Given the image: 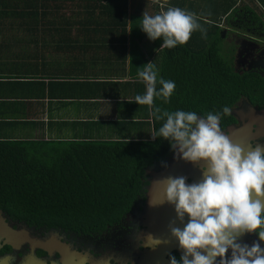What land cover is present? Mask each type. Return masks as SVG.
I'll return each mask as SVG.
<instances>
[{"label":"trees","instance_id":"trees-1","mask_svg":"<svg viewBox=\"0 0 264 264\" xmlns=\"http://www.w3.org/2000/svg\"><path fill=\"white\" fill-rule=\"evenodd\" d=\"M151 1L156 12L163 3V11L174 6L194 13L206 35L197 30L185 45L161 48L162 39L150 41L140 29L142 15L135 11L139 0H0V40L40 46L52 39L54 50H60L68 47L70 26H84L89 37L100 35L126 52L130 44L128 55L137 69L136 94L142 95L145 84L138 71L150 60L140 44L148 39L156 51L151 62L158 78L176 85L167 102L157 97L154 106L199 117L222 113L225 106L232 109L246 77L232 68L224 32L229 27L246 32L248 26H264V0ZM253 5L263 12L257 13ZM98 43L96 39L85 48L102 46ZM141 106L144 122L136 126L146 128V135L134 141L0 143V211L30 225L75 230L106 227L123 215L128 209L123 203L142 194L145 169L167 160L173 151L169 141L152 137L164 121L155 120L149 106ZM227 120L230 115H221L220 121Z\"/></svg>","mask_w":264,"mask_h":264},{"label":"clouds","instance_id":"clouds-1","mask_svg":"<svg viewBox=\"0 0 264 264\" xmlns=\"http://www.w3.org/2000/svg\"><path fill=\"white\" fill-rule=\"evenodd\" d=\"M140 20V29L148 39H162L164 49L185 45L197 30L206 35L196 15L179 7L169 6L155 15L143 13ZM126 58L131 63L132 58ZM141 67L138 77L145 84V92L136 95L134 103L149 106L155 120L164 121L153 139L169 141L185 161L204 162L199 183L189 185L185 177L172 176L156 181L163 186L159 205H174L176 219L169 223L170 235L183 252L179 260L168 255V264H264V147L249 145L246 149L222 131L221 115L232 113L227 106L222 113L209 112L206 117L154 106L157 97L167 102L176 85L158 78L153 62ZM159 205L150 200V206ZM185 216L186 226L176 227ZM246 233H256L259 242L251 246L238 243ZM145 239L153 250L161 243L150 233ZM229 250L231 256L226 257Z\"/></svg>","mask_w":264,"mask_h":264},{"label":"crops","instance_id":"crops-1","mask_svg":"<svg viewBox=\"0 0 264 264\" xmlns=\"http://www.w3.org/2000/svg\"><path fill=\"white\" fill-rule=\"evenodd\" d=\"M135 11L158 13L151 0H139ZM69 31L63 50H54L52 39L40 46L0 40V143L119 142L146 135L136 126L144 122L145 108L134 103L137 69L126 58L130 44L126 52L100 35L89 37L84 26ZM91 39L102 46L86 50ZM140 46L151 62L153 44L144 39Z\"/></svg>","mask_w":264,"mask_h":264},{"label":"flooded vegetation","instance_id":"flooded-vegetation-1","mask_svg":"<svg viewBox=\"0 0 264 264\" xmlns=\"http://www.w3.org/2000/svg\"><path fill=\"white\" fill-rule=\"evenodd\" d=\"M226 30L224 46L232 58V68L247 81L232 108L231 120L220 121L223 132L247 123L250 111L264 110V26H248L246 32L231 27ZM252 130L255 134L258 126ZM262 143V137L250 142L252 146ZM173 154L174 150L167 160ZM167 160L145 169L141 196L133 202L125 201L128 209L106 227L46 228L0 212V264H168V255L179 260L182 254L178 242L166 232L163 237L158 235L157 230L163 229L162 217L154 216L150 206L155 168ZM149 233L161 241L155 250L146 242ZM254 242H259L256 233H246L238 239L242 245L251 246ZM230 256L231 250L226 254Z\"/></svg>","mask_w":264,"mask_h":264},{"label":"water","instance_id":"water-1","mask_svg":"<svg viewBox=\"0 0 264 264\" xmlns=\"http://www.w3.org/2000/svg\"><path fill=\"white\" fill-rule=\"evenodd\" d=\"M258 126V130L256 133H253V126ZM233 143L240 144L246 149L249 147L250 142H252L257 137L264 138V110L262 111H250L249 112V120L247 123H242V125L238 128H231L227 132H225ZM264 147V143L257 144ZM252 146V145H251ZM256 146V145H255ZM252 146V147H255ZM204 167V162L192 163L185 161L177 155L174 151L172 157L167 160L163 165L156 166V173L153 174L152 187L150 189V200L154 205H159V201L162 199L163 194V186L156 183V181L166 178L168 176L172 177H185L186 180H191L189 185L193 183H199L203 179L202 168ZM153 215L161 216V223L163 225V229H158L157 233L159 236L170 235V229L166 227L169 226V223L176 219L174 205H169L167 203L159 206H152ZM173 217V218H172ZM188 223V217H184L183 223L179 221L176 222V227H180L181 229L186 226ZM181 254L183 255L182 250L180 249Z\"/></svg>","mask_w":264,"mask_h":264},{"label":"rangeland","instance_id":"rangeland-1","mask_svg":"<svg viewBox=\"0 0 264 264\" xmlns=\"http://www.w3.org/2000/svg\"><path fill=\"white\" fill-rule=\"evenodd\" d=\"M243 2H245V4H247L246 3V1H244V0H242V3ZM253 8H255L254 10H256L257 11V13H261V12H263V10L260 8V7H258L257 5H253L252 6ZM264 19V18H263ZM228 29V28H227ZM229 40V39H228ZM226 45H227V41H226ZM1 212V211H0Z\"/></svg>","mask_w":264,"mask_h":264}]
</instances>
